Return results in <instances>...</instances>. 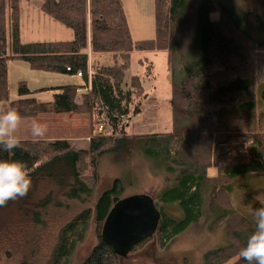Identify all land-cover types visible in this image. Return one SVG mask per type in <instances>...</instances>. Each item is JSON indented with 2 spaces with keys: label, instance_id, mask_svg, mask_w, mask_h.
Masks as SVG:
<instances>
[{
  "label": "trees",
  "instance_id": "16d2710c",
  "mask_svg": "<svg viewBox=\"0 0 264 264\" xmlns=\"http://www.w3.org/2000/svg\"><path fill=\"white\" fill-rule=\"evenodd\" d=\"M40 1L42 13L69 28L73 39L23 43L19 0H0L1 110L15 107L23 120L43 115H86L91 136L87 150L65 140L21 141L20 147L10 152L0 147V161L26 162L32 180L25 197L0 207V259L4 255L15 264H31L41 249L38 232L46 229L50 215L56 217L54 213L66 202L87 203L95 190L99 160L107 154L128 156L138 142L148 158L175 175L174 186L162 193L159 203L177 205L179 216H169L156 204L161 220L154 237L160 248L200 221L209 182L213 186L227 183L223 189L231 192L233 183L242 179L245 182L238 188L245 190L248 202L264 204V187L253 190L247 181L264 179V112L256 110L258 102L262 104L257 88L264 84V39L254 42L249 27L240 28L241 20L223 10L217 0L201 5L196 34L198 57L187 68L181 84L173 86L171 94L172 119L178 127L170 133L135 138L126 132L131 116L140 111L139 103L132 108L133 101L147 95L138 76L131 78L128 88L123 87L131 53L171 49L172 26L187 0H155L156 37L144 41H132L121 0ZM210 13H218V18L210 20ZM103 53L112 54L115 62L111 66L90 62V55ZM11 61L26 62L34 71L70 77L80 73L83 84L54 89L51 102L38 103L29 98L33 92L25 83H19V99L10 101L7 74ZM79 89L86 91L79 94ZM95 122L105 127L102 132H94ZM87 170L92 175L87 176ZM211 170L217 179L209 177ZM122 189L115 180L92 206L64 224L46 264H68L91 224L98 228V242L80 264H118L120 258L101 242L100 234ZM222 219L228 245L206 254L204 264H229L233 259L236 261L232 264H246L238 253L246 246L255 223L224 207L214 221ZM147 241L150 239L131 252ZM20 245L32 250L20 253Z\"/></svg>",
  "mask_w": 264,
  "mask_h": 264
},
{
  "label": "rangeland",
  "instance_id": "374dc122",
  "mask_svg": "<svg viewBox=\"0 0 264 264\" xmlns=\"http://www.w3.org/2000/svg\"><path fill=\"white\" fill-rule=\"evenodd\" d=\"M207 1L211 2V0L186 1L178 21L172 26L171 49L166 52L134 51L131 53L130 66L125 72L123 87L128 88L131 78L138 76L147 97L144 99L134 98L132 108L139 103L140 111L137 115L131 116L126 128L129 136L136 138L152 133H170L178 127V125H174L172 119V89L173 86L181 84L186 77L187 68L198 57L196 34L200 22V6ZM38 2L40 0H19L18 20L21 41L33 43L72 40L73 32L42 13L37 6ZM217 2L223 10L241 20L239 21L240 28L249 27V36L254 42L264 39V0H217ZM121 3L132 41L155 39V0H121ZM217 18L218 13L209 14L210 20ZM87 52L89 54V50ZM93 60L104 66H111L115 62L111 53L97 54L93 57L90 55V62ZM116 63H120V60H117ZM263 93L264 84L257 88V96L262 102L260 104V101H257V113L264 112ZM76 116L82 117L83 123L42 121L48 127V132L43 137H34L31 134L32 123H21L17 135L20 136L21 141L33 143L38 141L54 142L63 138L76 148L87 150L91 136L88 116ZM98 126L99 124L95 122L93 127L95 133L99 132ZM179 126L182 124L180 123ZM62 134L64 136L61 137ZM140 145L139 142L136 143L132 153L128 156L107 154L99 160L95 190L91 199L84 204L80 201L66 202L65 207L54 213L57 215L56 217L50 215L46 229L38 232V235H41L39 243L41 249L34 256L31 264H46L50 249L61 227L81 211L92 206L99 194L111 187L115 180H118L123 187L120 199L148 194L153 198L155 205L162 207L169 216H179L177 205L163 206L159 203L162 193L174 186L175 175L168 172L164 166L148 158ZM86 175H92L91 171L87 170ZM208 175L215 179L218 177L214 170H211ZM247 181H250L253 190L257 187H264L263 178ZM242 182L245 181L242 179L235 181L231 192L223 189L228 185L227 183L217 182V186H213L212 182H209L204 194L203 215L197 224L190 226L164 248L159 247L156 237L153 236L150 241L139 245L133 252H130L127 258H120L118 264H204L206 254L228 245L226 223H223V219L219 220L220 222L214 221L221 215L223 207L253 221L249 208L264 206L257 201L248 202L244 194L245 190L238 188ZM219 189L222 194L218 193ZM97 229L95 224L89 226L83 242L76 247L68 264H80L87 256L91 248L98 242ZM31 250L27 246L20 245V253ZM3 256L0 259L2 260L1 264H15L7 261V258ZM235 261L236 259H233L229 264Z\"/></svg>",
  "mask_w": 264,
  "mask_h": 264
},
{
  "label": "clouds",
  "instance_id": "9594fccd",
  "mask_svg": "<svg viewBox=\"0 0 264 264\" xmlns=\"http://www.w3.org/2000/svg\"><path fill=\"white\" fill-rule=\"evenodd\" d=\"M23 119L15 107L9 106L0 111V147L4 151L10 152L20 147L21 138L17 133ZM47 132L46 124L33 121L31 134L34 137H43ZM31 186L30 170L26 162L0 161V207L7 206L9 201L25 197ZM249 212L255 223V230L238 256L246 264H264V206L250 207Z\"/></svg>",
  "mask_w": 264,
  "mask_h": 264
},
{
  "label": "water",
  "instance_id": "95a60500",
  "mask_svg": "<svg viewBox=\"0 0 264 264\" xmlns=\"http://www.w3.org/2000/svg\"><path fill=\"white\" fill-rule=\"evenodd\" d=\"M160 220L161 213L150 195L119 199L102 224L101 242L118 258H127L135 246L155 235Z\"/></svg>",
  "mask_w": 264,
  "mask_h": 264
},
{
  "label": "crops",
  "instance_id": "0c3cea01",
  "mask_svg": "<svg viewBox=\"0 0 264 264\" xmlns=\"http://www.w3.org/2000/svg\"><path fill=\"white\" fill-rule=\"evenodd\" d=\"M37 6L40 9L41 1L37 3ZM90 72L91 71H89V73ZM7 75H8L7 77H8V90H9L10 101L19 99L18 91H17L19 83H25L27 89L30 92H33V94L29 96V98H33L38 103L51 102L52 96L55 93L54 89L69 85L83 84V81L77 77H70L67 75L34 71L29 67V65L26 62L23 61L9 62ZM85 91L86 90H83L82 93ZM52 116H56V117H52ZM61 116H64L65 118L63 119ZM47 120H50V123H83L82 117H78L74 114L39 116L31 120H23L22 123H33V121H38L42 123V121H47ZM73 128H75L74 125ZM63 134L61 135V137L64 136ZM59 139L63 140V138H59ZM65 139H68V137L67 138L65 137Z\"/></svg>",
  "mask_w": 264,
  "mask_h": 264
},
{
  "label": "built area",
  "instance_id": "2783aa9c",
  "mask_svg": "<svg viewBox=\"0 0 264 264\" xmlns=\"http://www.w3.org/2000/svg\"><path fill=\"white\" fill-rule=\"evenodd\" d=\"M75 77H77V78H81V74L78 73ZM78 92H80V90H78ZM102 129H103V126H102V125H99L97 130H99V132H101Z\"/></svg>",
  "mask_w": 264,
  "mask_h": 264
}]
</instances>
